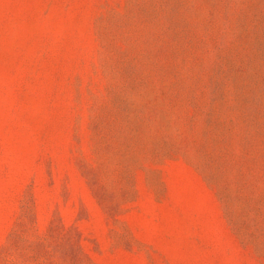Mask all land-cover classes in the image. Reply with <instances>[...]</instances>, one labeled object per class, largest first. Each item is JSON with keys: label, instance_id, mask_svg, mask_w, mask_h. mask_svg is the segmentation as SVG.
I'll return each instance as SVG.
<instances>
[{"label": "rangeland", "instance_id": "rangeland-1", "mask_svg": "<svg viewBox=\"0 0 264 264\" xmlns=\"http://www.w3.org/2000/svg\"><path fill=\"white\" fill-rule=\"evenodd\" d=\"M0 264H264V0H0Z\"/></svg>", "mask_w": 264, "mask_h": 264}]
</instances>
